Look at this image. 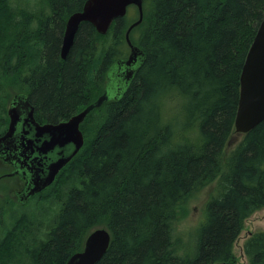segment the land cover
Returning <instances> with one entry per match:
<instances>
[{
	"label": "trees",
	"instance_id": "trees-1",
	"mask_svg": "<svg viewBox=\"0 0 264 264\" xmlns=\"http://www.w3.org/2000/svg\"><path fill=\"white\" fill-rule=\"evenodd\" d=\"M85 2L43 0L42 10L30 12L0 0L1 103L12 96L8 88L27 92L44 122L59 123L97 101L138 15L133 21L128 11L106 35L83 23L62 60L67 20ZM145 3L144 20L131 33L145 65L121 100L89 113L83 148L40 193L47 200L50 188L77 178L47 238L30 243L29 232L15 226L0 237V264H19L20 252L31 264H67L102 226L112 240L97 264H237L233 250L245 222L264 209V121L231 153L225 149L264 0ZM216 181L204 221L181 232L195 194ZM17 221L27 227V219ZM244 251L248 264H264V231L250 235Z\"/></svg>",
	"mask_w": 264,
	"mask_h": 264
},
{
	"label": "water",
	"instance_id": "water-1",
	"mask_svg": "<svg viewBox=\"0 0 264 264\" xmlns=\"http://www.w3.org/2000/svg\"><path fill=\"white\" fill-rule=\"evenodd\" d=\"M146 0H86L81 11L70 15L61 48L66 60L83 23L92 24L97 32L106 35L117 19L136 7L139 17L126 31L130 49L123 63L115 62L107 72L104 93L89 106L92 110L109 101H119L146 62L143 49L132 42V31L144 20ZM241 92L235 120V131L247 134L264 121V19L246 55L241 74ZM84 110L67 121L40 125L34 117V106L27 95L20 93L9 108V128L0 136V158L12 164L15 171L5 177L20 175L25 186L16 193L17 201L26 205L37 193L50 187L60 171L68 165L85 144L81 125L88 117ZM112 236L108 229L97 228L86 238L84 251L74 254L67 264H97L107 253Z\"/></svg>",
	"mask_w": 264,
	"mask_h": 264
},
{
	"label": "rangeland",
	"instance_id": "rangeland-1",
	"mask_svg": "<svg viewBox=\"0 0 264 264\" xmlns=\"http://www.w3.org/2000/svg\"><path fill=\"white\" fill-rule=\"evenodd\" d=\"M10 1L12 6L16 9H24L30 12H37L43 9V0ZM128 11L129 14L133 16L134 21L135 17L138 15V11H136L135 7H130ZM129 52V50H126L124 52V57H126ZM6 94H12L10 88L7 89ZM8 102L9 100L3 103L0 102L1 114L9 115L7 110ZM4 123L5 121L3 122V125ZM92 127L93 125H91V128ZM6 128L7 126L2 130L4 131ZM243 135L244 134H238L235 132L232 136V141L231 143H228L225 152L228 154L231 153L232 149L236 147V144L242 140ZM2 167V164H0V176L8 171L4 170ZM76 185L77 178L74 176L66 186L61 187L60 183H57L56 187H52L46 191L44 196H48L47 200L39 198L40 194H38L26 205H21L18 203L15 194V191L21 188L19 179L16 177H7L0 180V237L4 238L6 233L12 231L16 226L17 229L23 230L24 233L29 232L28 239L30 243H42V241L47 238L48 229L51 227L54 219L58 217V211L60 206H62L63 202L66 200L68 195L67 192ZM216 185L217 181L208 186L201 193L195 194L194 200L191 203L189 216L179 225V230L181 232H192L197 226H200L201 222L204 221L206 202L210 197V194L214 192ZM9 201L11 204H7ZM20 217L21 219L24 218L25 220H28L26 228L18 224L17 219ZM100 228L106 227L102 226ZM259 231H264V209L255 212L245 222V228L234 246V256L237 260V264H248V259L244 251V243L251 234ZM20 238L22 239V236ZM16 256V259L20 260L21 264H31V259L30 257H26V253L20 252V254Z\"/></svg>",
	"mask_w": 264,
	"mask_h": 264
},
{
	"label": "flooded vegetation",
	"instance_id": "flooded-vegetation-1",
	"mask_svg": "<svg viewBox=\"0 0 264 264\" xmlns=\"http://www.w3.org/2000/svg\"><path fill=\"white\" fill-rule=\"evenodd\" d=\"M144 6H145V3H144ZM133 7H134V6H133ZM135 8H136V7H135ZM136 9H137V8H136ZM137 11H138V9H137ZM144 11H145V7H144ZM138 17H139V12H138ZM128 50L130 51L129 48H128ZM60 55H61V49H60ZM127 58H128L127 56H126V57L123 56L122 58L117 59L115 62H117V61H119V60H122V59H127ZM115 62H114V63H115ZM114 63H112L111 66H112ZM26 83L28 84L29 81H27ZM104 90H105V89H104ZM22 93H27V92H22ZM103 93H104V91H103ZM103 93H102V94H103ZM18 94H20V92H16V93H13V92H12V96H11V98L9 99V102H8L7 110H9L10 105H11L13 99H14L15 96L18 95ZM27 94H28V93H27ZM102 94H100L99 97H100ZM97 100H98V99H97ZM29 101H30V98H29ZM30 103H31V102H30ZM31 104H32V103H31ZM33 106H34V105H33ZM34 117H35V120H36L40 125H45V124L48 123V122H44L43 119H42L43 117H41V116H39V115L37 114L35 107H34ZM9 123H10V118H9V115L6 114V122H5L4 124L7 126V128H6V130L3 131V133H2L1 135H3V134L6 133V131H7L8 128H9ZM1 135H0V136H1ZM0 164H2V166H3L2 168H3L4 170H8L7 173H4L3 175L0 176V180L7 178V177H5V176H7L8 174H10V173H12L13 171H15V167H14L12 164H7V163H5L4 160H3L2 158H0ZM13 177L18 178V179H19V182L21 183V188L15 191V194H16L18 191H20V190L25 186L26 181H25L24 179H22V178L20 177V175H15V176H13ZM45 190H46V189H45ZM45 190H44V191H45ZM42 192H43V191H42ZM42 192H41V193H42ZM39 194H40V193H39ZM16 199H17V197H16Z\"/></svg>",
	"mask_w": 264,
	"mask_h": 264
},
{
	"label": "bare ground",
	"instance_id": "bare-ground-1",
	"mask_svg": "<svg viewBox=\"0 0 264 264\" xmlns=\"http://www.w3.org/2000/svg\"><path fill=\"white\" fill-rule=\"evenodd\" d=\"M80 11H81V10H80ZM76 12H77V11H76ZM61 48H62V47H61ZM129 55H130V52H129V54L127 55V57H129ZM62 60H63V59H62ZM113 63H114V62H113ZM118 63L121 64V63H123V61H119ZM110 67H111V66H110ZM110 67H109V68H110ZM23 94L27 95L28 98H29V95H28V94H26V93H23ZM100 106H101V105L97 106V108H99ZM85 110H89L88 115H89V113L92 111V109H91L90 106H88ZM83 111H84V110H83ZM8 114H9V110H8ZM77 114H78V113H77ZM9 116H10V115H9ZM74 116H75V115H74ZM49 121H50V120H49ZM59 123H60V122H59ZM53 124H58V123H53ZM82 132H83V131H82ZM235 132H236V131H235ZM83 134H84V133H83ZM84 137H85V136H84ZM80 151H81V150H80ZM80 151H79V152H80ZM66 166H67V165H66ZM66 166H65V167H66ZM65 167H64V168H65ZM64 168H63V169H64ZM63 169H62V170H63ZM62 170H61V171H62ZM61 171H60V172H61ZM58 175H59V174H58ZM58 175H57V176H58ZM56 178H57V177H56ZM55 181H56V179H55ZM55 181H54V182H55ZM38 194H39V193H37V194H35L34 196H32L31 199H33V198H34L36 195H38ZM66 194H67V193H66ZM69 196H70V195H69ZM18 211H19V210H18ZM256 212H257V211H256ZM106 229H107V228H106ZM93 231H94V230H92L91 232H93ZM91 232L89 233V235L91 234ZM256 233H257V232H256ZM253 234H254V233H253ZM251 235H252V234H251ZM172 237H173V236H172ZM83 251H84V249H83L82 251L78 252V253H82ZM233 252H234V250H233Z\"/></svg>",
	"mask_w": 264,
	"mask_h": 264
}]
</instances>
